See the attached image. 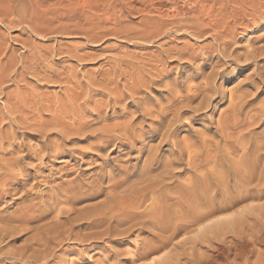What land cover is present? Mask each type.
I'll list each match as a JSON object with an SVG mask.
<instances>
[{
	"label": "bare ground",
	"instance_id": "6f19581e",
	"mask_svg": "<svg viewBox=\"0 0 264 264\" xmlns=\"http://www.w3.org/2000/svg\"><path fill=\"white\" fill-rule=\"evenodd\" d=\"M55 1L36 0L22 53L0 36V207L22 200L0 209V242L18 225L32 232L0 262L86 264L67 255L105 244L88 264H264V45L235 46L237 27L264 20V0H187L189 14L182 0ZM187 37L212 39V51ZM224 65L254 69L228 94L238 74ZM53 85L63 96L43 90ZM57 160L72 168L47 174ZM60 197L72 208L54 216ZM136 233L148 237L124 259L112 245ZM65 243L83 248L57 256Z\"/></svg>",
	"mask_w": 264,
	"mask_h": 264
},
{
	"label": "rangeland",
	"instance_id": "374dc122",
	"mask_svg": "<svg viewBox=\"0 0 264 264\" xmlns=\"http://www.w3.org/2000/svg\"><path fill=\"white\" fill-rule=\"evenodd\" d=\"M54 1L55 0H39L40 4H42V6L45 5L44 7L51 6V4L57 3L56 1L55 2ZM182 1H185V2H183V4H182ZM182 1L180 3V8L181 9H184L185 12L188 11L187 14H189L191 12V9H192L191 7H193V5L191 6V4H193V3L190 2V1H187V0H182ZM35 2H36V0H0V19L2 20V21L0 20V36L4 37L8 41L10 47L12 49L16 50L19 54L24 51V49H22V42L20 43V41L23 40V39H25L26 36H27V39H28V36L30 35V33L28 32V30L24 27L23 21L25 20L26 17L27 18L29 17V15H30L29 13L30 12H31V16H30L29 19L35 17V14L33 12V9L35 8V5H34ZM184 5H186V6H184ZM189 5L191 6L190 8H189ZM218 7H217V9H218ZM185 8H188V9L186 10ZM31 9H32V11H30ZM33 19H35V18H33ZM132 20H133V22L135 21L134 23H137L140 20L139 15H137V16L134 15V17H132ZM261 21H262V23H260ZM261 21L258 22V25L257 26L251 27V28H249L247 30H244L243 27H237V30H235L237 32L235 34L236 41H237V44H235V46L237 47V46L242 45L241 46L242 52H245L247 50V47L248 46H249V48L250 47L253 48L254 46L255 47L257 46L256 48H259L262 45H264V20H261ZM3 22H5V24ZM25 29H26V32H24ZM27 33L29 35H27ZM188 38H190V37L184 38L185 41L183 39L182 40V44L184 43V45H185V42H186V44H188L187 40H189V43L191 42L189 45H191V46L195 45V46H193L194 47L193 49L198 54L200 53V55H204L206 53L208 54V51L209 52L212 51V50H209L210 47H211V45H212V43H213L212 39H205V40L204 39H201V40L199 39L198 40V39L192 38V37L190 39H188ZM32 40H34V41L36 40L35 42L38 43V44H41V43L45 44V42H43L40 38H38L36 36L33 37ZM57 40L58 41H61L62 43H66V42L68 43V42L71 41V40H65V39H61V38H58ZM49 43H51V45H52L53 42H49ZM112 44L113 45H120L121 46L120 49L122 51L123 50H126V49L129 50V51H132V52L140 51L136 47L130 46L128 43L113 42ZM157 45H159V44H157ZM157 45L155 44V46L153 48L154 50L156 49ZM258 45H260V46H258ZM206 46L209 47V48H207ZM235 46H233V47L236 48ZM62 61H65V59H62L61 62ZM70 63L71 64H74L73 62H70ZM259 64L261 66H263L264 65V62H261ZM195 65H192V66H189V67H188V65L187 66L185 65V66L182 67V70L181 71L183 73V77L184 78H188V75H189V77L190 76L191 77H196L197 70H196V68L193 69V67H196ZM96 67H99V65H97V66L96 65H89L85 69L88 70V71H90V70H92V69H94ZM173 67H175V66H173ZM223 68L225 70H227V73H229V72L236 73L237 72V74H238L237 75V80H231L230 82L229 81L228 82H225L222 85V88L228 94H230V91L237 85V83H239V82L246 83V81H245L246 77L248 75H250V73H252L253 72V69H254V68H251V69H243V72L240 73V70H239L240 68H236L234 66L229 68V65H227V66L224 65ZM223 68H221V69H223ZM210 71H211L210 69H207L205 71V73L208 74V73H210ZM175 72H176V70H173V73L174 74H175ZM200 78L201 77H197V80H199ZM37 84L39 85V83L37 81H33V83H31L32 89L33 88L34 89L35 88L37 89L38 88V85ZM14 85H15L14 83L7 84L6 86H9L8 91H10V88H11V91L12 92L17 91V89H16L17 87H16V85L15 86ZM43 90H45V91L47 90V93H48V95L50 97L55 96V95H57L59 97L63 96V93L61 91V88L59 86H57V85L56 86L53 85V87H49V88L43 89ZM160 91L161 90H158V91H154L153 90L151 92V96L154 97V98H158L161 95L160 94ZM61 93H62V95H61ZM261 100H264V92L261 93V95L258 97V101H261ZM3 101L4 100L1 99V97H0V107H2V105H3L2 102ZM227 105H228V103H226L225 105H223V106H221L219 108V110L217 111V114L215 116L216 118H218L221 115V112L226 109ZM195 127L196 128H194V129H196V130L203 129V128H201L202 127L201 125H196ZM201 131H203V130H201ZM184 134H186V132L183 133V135ZM49 161L50 160H47L48 163H49ZM50 165L51 166H50V168L47 171L48 173L46 172L47 174H49L50 171L52 173L56 174V173H59V171H61L62 169H64L63 171L66 172V171H69L72 168L71 166H68L67 163H64L63 160H57V161L51 163ZM85 168L86 169H90L91 167L85 166L84 169ZM87 171H91V170H87ZM87 173H86V175L88 177H90V175H92L91 173H93V172H87ZM15 198H17V199H15ZM64 200H65V198L60 197L59 202L57 200H54L52 202L53 204H55L54 205V208L55 209H53L55 211V212L53 211V215L54 216H55V213L58 212L60 209H63V210H65L67 212L68 210H70L72 208V206H70V204H67L66 202H64ZM21 202H22V200H21V196L20 195H17V196L16 195H9L7 197V199H6V201L0 207V209L3 207V209H4V211H3L4 212V215L15 214L17 212V210L19 208L18 206H20ZM96 202H98V200H96ZM7 203H9V204L7 205ZM57 208H59L58 211H57ZM65 211H63V212L65 213ZM53 215L50 217V219L53 218ZM57 215H58V213H57ZM66 215H69V216H65L64 215V217L62 216L61 218L64 219L66 217H72V219H73V217H75L76 214L74 212H72V216L70 214H68V213ZM44 223H46V221ZM20 227L18 225L13 230L12 233L10 232V234H8L9 236L13 234L11 237H9V236L6 237L5 236L6 238L4 237V239L0 242V248L4 249V252L9 251L8 248H10L11 250L14 249L13 252L17 248H20V249H17L15 251V252H17L18 250H21L22 247H23V249H25V246L24 245H26V246H28V245L30 246L31 245V243H29L31 236H29V235H32V232L29 230V227H24V228L22 227L23 230ZM22 231H25V232H22ZM26 235H27V238L28 239H26ZM147 237H148L147 235L138 237V234L136 233L133 236H131V238H130L131 240L130 239L126 240L125 238H123L124 240L119 239L120 241H118L115 245L113 244L112 246H114V247L117 246L116 249H115V251L116 250H119V253H121L124 256V259H125V256H126V259H129L131 257H129V256L127 257V255H125V254L128 253L129 255L132 254L131 256H133V254L137 252V247L135 245L136 244L135 242L140 241L141 238L142 239H146ZM26 240H27V242H26ZM1 243L2 244L4 243V244L1 245ZM76 246L74 244H71V243H65V244H63L61 246V248H58V250L57 249L55 250V252H57L56 255L58 254L57 256H61V254L63 253V250H65L64 248H66V249L68 248V250H69V248L72 249L71 247H74L73 250L75 248H78L77 250H81V248H83L82 246H80L81 248L78 247V246L76 247ZM104 247H107V245H105V244L102 245L101 244V246H100L98 244H92L90 246L91 250L90 251H86L84 253V255H81L80 256V255H78L76 253L75 254L74 253H69L67 255V258H68L67 261L77 263V262H79L83 258L84 261H85V263L88 264V263L92 262V260L93 261H97L98 258L99 259H101V258L103 259L104 258L103 255L107 254V252H108V250H106V248H104ZM26 248H28V247H26ZM123 253H125V254H123ZM4 261L5 262L3 264H14V262L11 263L12 262V259L11 260L10 259L9 260L5 259ZM55 261H52V263H50V264L55 263ZM22 263L23 264H26L24 262H20L19 264H22ZM0 264H2V263L0 262Z\"/></svg>",
	"mask_w": 264,
	"mask_h": 264
}]
</instances>
